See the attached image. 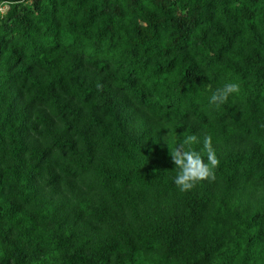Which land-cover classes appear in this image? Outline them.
Returning a JSON list of instances; mask_svg holds the SVG:
<instances>
[{
	"label": "trees",
	"instance_id": "16d2710c",
	"mask_svg": "<svg viewBox=\"0 0 264 264\" xmlns=\"http://www.w3.org/2000/svg\"><path fill=\"white\" fill-rule=\"evenodd\" d=\"M4 7L0 264H264V0ZM193 134L219 166L180 192Z\"/></svg>",
	"mask_w": 264,
	"mask_h": 264
},
{
	"label": "clouds",
	"instance_id": "9594fccd",
	"mask_svg": "<svg viewBox=\"0 0 264 264\" xmlns=\"http://www.w3.org/2000/svg\"><path fill=\"white\" fill-rule=\"evenodd\" d=\"M240 92L239 82H226L212 92L209 106L219 109ZM198 143L200 141L196 135H188L182 138V146L170 151L176 173L173 183L180 192L192 190L201 181L215 179V169L219 166V159L212 146L211 137L204 138L200 151L193 148V145Z\"/></svg>",
	"mask_w": 264,
	"mask_h": 264
},
{
	"label": "rangeland",
	"instance_id": "374dc122",
	"mask_svg": "<svg viewBox=\"0 0 264 264\" xmlns=\"http://www.w3.org/2000/svg\"><path fill=\"white\" fill-rule=\"evenodd\" d=\"M8 8L4 7V10L2 12L5 13V11L7 10ZM4 13H1L0 15H3ZM242 148V146H232V147H229V150L232 151V150H240ZM229 152L226 151L225 154H228ZM253 203H258L259 202H264V188H261V189H257L254 196H253V199H252ZM153 262L155 263H159L161 258H152Z\"/></svg>",
	"mask_w": 264,
	"mask_h": 264
},
{
	"label": "built area",
	"instance_id": "2783aa9c",
	"mask_svg": "<svg viewBox=\"0 0 264 264\" xmlns=\"http://www.w3.org/2000/svg\"><path fill=\"white\" fill-rule=\"evenodd\" d=\"M3 10H4V8H1V9H0V12L3 13V12H2Z\"/></svg>",
	"mask_w": 264,
	"mask_h": 264
}]
</instances>
